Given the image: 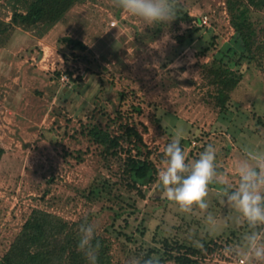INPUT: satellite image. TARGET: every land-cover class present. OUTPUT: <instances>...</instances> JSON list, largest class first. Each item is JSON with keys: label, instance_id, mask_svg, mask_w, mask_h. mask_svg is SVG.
<instances>
[{"label": "rangeland", "instance_id": "374dc122", "mask_svg": "<svg viewBox=\"0 0 264 264\" xmlns=\"http://www.w3.org/2000/svg\"><path fill=\"white\" fill-rule=\"evenodd\" d=\"M226 2L181 0L192 20L147 26L111 0H76L52 27L25 29L10 26L15 10L25 13L23 0H0V260L30 215L42 211L69 224H95V235L108 246L107 264L133 258L144 264L169 248L176 253V238L208 243L196 255L201 264H236L223 249L237 244L246 227L229 221L209 234L199 214L178 212L158 186V157L177 126L185 132L180 146L188 160L210 144L217 149L230 188L238 185L233 164L245 149L264 150V61L242 59L231 66L241 79L224 108L215 97L218 85L201 68L234 42ZM205 17L206 23H195ZM252 17L260 29L264 6ZM196 25L200 29L175 55L177 37ZM208 34L217 36V46L198 55ZM153 42L160 43L158 50ZM126 121L141 135L143 146H137L158 167L154 182L135 188L127 186L121 161L101 153L85 133L98 124L118 134ZM217 191L210 186L209 211L232 215Z\"/></svg>", "mask_w": 264, "mask_h": 264}, {"label": "trees", "instance_id": "16d2710c", "mask_svg": "<svg viewBox=\"0 0 264 264\" xmlns=\"http://www.w3.org/2000/svg\"><path fill=\"white\" fill-rule=\"evenodd\" d=\"M75 2L76 0H23L25 13L15 10L12 13L10 26H22L27 29L40 25L48 29L61 20ZM263 6L264 0H227L226 2L234 28L232 41L237 43L238 47L233 43H227L226 47L218 48L211 54L208 63L201 65L209 83L218 85L215 97L220 107L225 105L229 93L241 79V71L237 73L231 70V66L240 64L242 59H252L259 64L264 61V39L259 38L258 31L264 34V25L260 29L257 28L252 17V13L262 9ZM180 12L182 15L177 17V23L192 20L185 9L182 8ZM201 20L202 18H196L195 23L199 24ZM199 29L200 27L196 25L189 30V35L177 37L179 43L178 48H175V55L181 52L183 40L188 36L192 37ZM156 30L159 32L161 29L158 26ZM206 38L207 45L198 49V55H208L217 46L216 35L208 34ZM113 120L116 123L115 119ZM85 133L94 144L101 147V153L121 161L124 177L128 178L126 181L128 187L144 186L156 180L158 167L150 157L151 153H143L141 147L137 146V144L143 146L141 135L127 121L119 124L118 134L98 124L88 127ZM135 149L136 151L132 153ZM2 153L0 147V159ZM163 159L164 155L160 153L158 161ZM122 181L125 182L124 178ZM81 223L69 224L47 212L32 213L1 258L0 264H87L83 254L78 252L76 247ZM232 234L237 236L234 231ZM221 237L218 236L219 239ZM96 241L101 245L97 264H107V243L100 235H95L93 243ZM227 241L233 239L229 238ZM201 243L203 248L208 247L205 240L202 239ZM172 244L176 253H172V248L167 249L160 257V262L172 259L176 264H201L196 255L200 256L203 248L195 247L193 242L180 238L173 239Z\"/></svg>", "mask_w": 264, "mask_h": 264}, {"label": "clouds", "instance_id": "9594fccd", "mask_svg": "<svg viewBox=\"0 0 264 264\" xmlns=\"http://www.w3.org/2000/svg\"><path fill=\"white\" fill-rule=\"evenodd\" d=\"M114 8L120 9L131 18L147 26L170 24L181 11V0H111ZM167 36L164 37L166 42ZM153 49H159L160 43ZM185 78L184 76L181 77ZM162 127L166 126L162 121ZM185 132L177 126L173 138L162 149L164 159L158 171L159 187L163 197L174 204L181 214H199L204 230L209 234L220 232L231 221L244 225L237 244L223 249V255L236 261V264H264V150L245 149L244 158L234 162L238 185L230 188L228 176L217 164V149L211 144L196 159L188 160L180 146ZM218 189L217 197L232 215L218 217L212 211L209 198L210 186ZM77 251L82 253L87 264H97L100 243H93L96 225L81 223L78 229ZM193 245L203 248L194 240ZM129 264H141L133 258ZM144 264H160V257L153 255Z\"/></svg>", "mask_w": 264, "mask_h": 264}, {"label": "built area", "instance_id": "2783aa9c", "mask_svg": "<svg viewBox=\"0 0 264 264\" xmlns=\"http://www.w3.org/2000/svg\"><path fill=\"white\" fill-rule=\"evenodd\" d=\"M206 21H207L206 17L202 19V22L206 23Z\"/></svg>", "mask_w": 264, "mask_h": 264}, {"label": "bare ground", "instance_id": "6f19581e", "mask_svg": "<svg viewBox=\"0 0 264 264\" xmlns=\"http://www.w3.org/2000/svg\"><path fill=\"white\" fill-rule=\"evenodd\" d=\"M113 17H114V16H113ZM113 17H112V18H113ZM112 23H113V22H112ZM200 23H201V22H200ZM200 23H199V24H200ZM203 25H204V24H203Z\"/></svg>", "mask_w": 264, "mask_h": 264}]
</instances>
